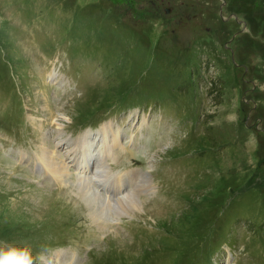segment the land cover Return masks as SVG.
Wrapping results in <instances>:
<instances>
[{"label": "rangeland", "instance_id": "obj_1", "mask_svg": "<svg viewBox=\"0 0 264 264\" xmlns=\"http://www.w3.org/2000/svg\"><path fill=\"white\" fill-rule=\"evenodd\" d=\"M141 1L124 22L103 0H0V247L35 264H264V0ZM105 125L124 148L112 127L93 135ZM89 134L96 170L143 171L123 215L63 164L61 140L95 151Z\"/></svg>", "mask_w": 264, "mask_h": 264}, {"label": "bare ground", "instance_id": "obj_2", "mask_svg": "<svg viewBox=\"0 0 264 264\" xmlns=\"http://www.w3.org/2000/svg\"><path fill=\"white\" fill-rule=\"evenodd\" d=\"M51 75L52 76H55L54 74H52L51 73ZM109 125H105L104 127H102V130L101 131H103V128H105V127H108ZM109 127H112V126H109ZM113 128V127H112ZM114 129V128H113ZM109 130H110V128H105V134L107 135H105L104 137V140L107 142V140L109 139ZM115 130V129H114ZM116 132H118L119 133V136H120V139H121V135H120V132L118 131V130H115ZM98 132L99 131H97V132H95L93 135L95 136V135H97L98 134ZM114 132H112V133H110V135L111 134H113ZM60 134H62V133H60ZM60 136V135H59ZM89 137H91V135H89ZM81 138H85V139H89L88 137H81ZM115 138V139H114ZM118 138L117 137H112V139H111V142H110V146H108L107 148H106V150L107 151H104L107 155H110L111 153H112V148H115L116 146H117V142H118ZM116 143H115V142ZM104 142V141H103ZM77 143H78V145H79V148H80V150H79V153H77V155H76V151H74V150H76L77 149V147H76V138L75 139H73L72 141H71V144L74 146V149L72 150V153H71V155H70V158L72 159V162H74L75 164V166H77L78 164H79V166H83V165H85V164H87V159H88V157L89 156H91L92 155V150H91V148L89 147V145H88V143H86V142H84V141H81L80 139L77 141ZM118 147H120V148H124V143H123V141H122V139H121V141L118 143ZM74 151V152H73ZM115 152V151H114ZM51 154L52 153H50V155L49 156H47V157H44L43 158V164H45V166L47 167V168H49V170L51 171V172H53V173H56L57 171H56V168H55V166H54V163H53V161H52V159H51ZM82 155H84V157H85V159H83V157H82ZM106 155V156H107ZM43 157V155H41V158ZM41 158H39V160H41ZM41 162V161H40ZM41 162V163H42ZM77 164V165H76ZM106 164V163H105ZM100 165V164H99ZM107 167L109 168L110 167V164L109 163H107ZM89 169L90 170H92V168H90V166H89ZM98 172H104V171H100V170H97ZM48 172V171H47ZM137 172V173H136ZM48 174H49V176L50 177H52L51 175H50V173L48 172ZM138 175L137 177H135L134 175ZM142 174H143V171L142 170H139V169H135V170H131V171H129V172H118V173H116V174H114V176L115 177H111L112 175L110 174V176H107V175H102V176H97V177H94L93 179H90V183H93V184H95V183H98L100 180H101V178L100 177H102V178H104L106 181H107V179L109 180L110 178L111 179H113V184L110 186V188H111V190H112V192H113V194L116 196L115 197V201L116 202H113V205L111 206V205H105V204H103L102 206V208H100V209H98L99 211H102L103 212V215H105V214H107L108 213V211L107 212H105V208H104V205H105V207H107V209H112V211L116 214V215H118V213L116 212V209H118V210H122L121 212H119V215H121L122 213H126L127 211H129V210H131L132 208H131V206L129 207L128 206V204H129V201H130V199H133V198H137V196L139 197V195L141 194V193H139V192H136L135 191V189H134V187L132 188V193H127V188H126V181L125 180H129V182H132V183H135L134 185L136 186V183H142V180L140 181V180H138V178L139 177H141L142 176ZM144 177V176H143ZM53 178V177H52ZM146 178H147V176H146ZM54 179V178H53ZM55 180V179H54ZM119 180H122V181H119ZM55 181H57V180H55ZM59 182V181H58ZM90 183H89V185H84L83 187H84V190H85V192L88 194L89 192L91 193V189L93 190V187H92V185H90ZM139 184V185H140ZM145 187H146V183H144L143 184ZM139 187V186H138ZM143 187V186H142ZM95 188V187H94ZM122 189V191H120ZM148 189V188H147ZM141 190V189H140ZM98 191H99V189H98ZM102 191V190H101ZM95 192V191H94ZM96 192H97V189H96ZM116 193V194H115ZM86 195V194H85ZM95 198H96V196H94ZM97 199V198H96ZM99 199V198H98ZM110 201H108L107 200V202H106V204L107 203H109ZM138 207H139V204H138ZM114 209V210H113ZM123 215V214H122ZM115 216V215H114ZM113 216H111V218H112ZM115 220V219H114Z\"/></svg>", "mask_w": 264, "mask_h": 264}, {"label": "clouds", "instance_id": "obj_3", "mask_svg": "<svg viewBox=\"0 0 264 264\" xmlns=\"http://www.w3.org/2000/svg\"><path fill=\"white\" fill-rule=\"evenodd\" d=\"M0 264H34L30 250L15 246L0 247Z\"/></svg>", "mask_w": 264, "mask_h": 264}, {"label": "flooded vegetation", "instance_id": "obj_4", "mask_svg": "<svg viewBox=\"0 0 264 264\" xmlns=\"http://www.w3.org/2000/svg\"><path fill=\"white\" fill-rule=\"evenodd\" d=\"M139 2H140V6L144 7L143 6L144 3L141 0H139Z\"/></svg>", "mask_w": 264, "mask_h": 264}]
</instances>
